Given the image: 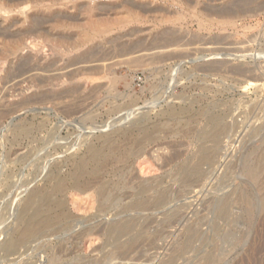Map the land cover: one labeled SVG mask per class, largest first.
Here are the masks:
<instances>
[{"label":"rangeland","instance_id":"1","mask_svg":"<svg viewBox=\"0 0 264 264\" xmlns=\"http://www.w3.org/2000/svg\"><path fill=\"white\" fill-rule=\"evenodd\" d=\"M8 1L0 0V264H264V0ZM165 37L178 46L125 54ZM215 115L229 130L193 185L183 168L212 145L201 134ZM111 140L130 151L105 178L118 203L79 206L68 193L65 218L6 251L20 219L91 146ZM130 187L132 200L123 197ZM91 230L100 233L82 238ZM120 245L128 258L116 256Z\"/></svg>","mask_w":264,"mask_h":264},{"label":"bare ground","instance_id":"2","mask_svg":"<svg viewBox=\"0 0 264 264\" xmlns=\"http://www.w3.org/2000/svg\"><path fill=\"white\" fill-rule=\"evenodd\" d=\"M122 1L124 2V0H122ZM3 2H4V0H3ZM244 2H247V1H244ZM90 10H92V9H90ZM21 11H22V9H21ZM178 32H180V31H178ZM163 35H164V33H163ZM168 35H169V33H168ZM175 35H177V34H175ZM177 40H175L173 38L165 37V38H162V41H156L154 44H151L148 47H144L143 49L142 48L140 49L138 47L136 48V46L134 47V44H133V48H130V47L126 48V49L124 48L125 49L124 51H125V54H127V55L128 54L131 55V54H134L137 52L141 53L142 51H151V50L163 51V50L168 49L172 46L174 47V45L178 46V44H176ZM131 47H132V45H131ZM158 53H160V52H158ZM171 56H173V55H171ZM155 60H156V58H155ZM141 61H142V59L139 60V62H141ZM139 62H137V63L139 64ZM222 66H224V65H222ZM256 80H254V81H256ZM168 115H169L168 117L174 119L176 117H179L180 112H176L173 109H169ZM142 122H144V121H142ZM209 124L211 126H213V129L204 130L201 134V139H203L207 143H209V142L212 143V145L207 146V147H205V146L203 147V150L201 152L202 156H201L198 164H194V165L189 164V165H186L184 168L182 167L183 168L182 173H184L185 179H186V177H188L189 174H191L192 176L195 177V180L193 181V185L197 184V180H200L199 178L202 177L199 166L202 163L214 164V162H216V155H217V150H218L217 148L219 145L220 137L223 135L224 132L229 130L228 126L226 127L225 125H223L221 123V117L216 116V115L210 119ZM220 125H222L223 127H221ZM141 128L142 127H141V123H140L139 125H136L134 127L133 131L134 130H140ZM142 132H144V131H142ZM144 133H146V132H144ZM117 135H119V134H117ZM132 137H133V135H132ZM145 139H150V138L148 136H145L143 138V140H145ZM117 140L113 141V142L111 140V142H108L107 144H105L103 146V148H92V146H91L90 155L86 158L80 159V161L77 163V168H76L75 173L69 178H63V179L59 180L51 192H46L44 204H42L40 207H38V209L35 211L34 214H32L31 216H28V217L23 216L20 219L18 227L15 228V230L12 232L13 233L12 237L5 243V250L6 251H14L20 244L24 243L26 240L36 236L40 232H43V230L48 229L49 227L58 223L61 219L65 218L66 217V212H65L66 208H65V200L63 199V197H65L68 193H73L72 194L73 199H74L73 201H74V203H76L79 206H81V205L92 206V205H95L97 203L99 205L100 209H102V208L106 209V206L109 205L110 203H118L117 202V196L112 193L113 186L117 185V184L114 183L112 180L107 181V180H105V178L108 177L109 174H112V172L119 170V168L121 167V166L119 167V165H121L122 163H124V164L128 163L127 161H128L130 151H127V149H122V147H119L118 145H116L117 142H119ZM141 145H142V142L139 140V146H141ZM136 150H137V148H136ZM140 150L141 149H138V151H140ZM148 169L149 168L140 165V169H139L140 174H142L143 176H146L148 173H150V171ZM181 176H182V174H181ZM148 181L147 182L143 181L144 183H146V186H149V185H147V183H150V180H148ZM193 185L190 184V186H193ZM183 188H185V186H183ZM138 189H139V187H138ZM135 190L136 189H134V187H130L128 189L127 193L125 195H123V197L124 198H131V200H132V198L136 197V194H137V193H135ZM192 190H194V189H192ZM157 192H158V190H157ZM159 192H160V190H159ZM52 193L59 196L58 200H57V198L53 199L51 197V195L53 196ZM139 193H141V192H139ZM39 194H40V191H38L37 189H34L29 195V200H32V199L38 197ZM161 194H162V192H161ZM137 196H138V194H137ZM143 196H145V195H143ZM162 197L166 198L168 196L164 195ZM168 199H166V200L168 201ZM171 199H172V197H171ZM120 200H122V198H120L119 201ZM133 200L135 201V198ZM147 201H149V202H147ZM147 201H145V203L142 202L144 205L142 207H149L150 204H152L149 199ZM158 202H160V200H158ZM133 204H135V203H133ZM161 204H162V202H161ZM163 204H162V206H163ZM135 207H137V206H135ZM137 209H138V207H137ZM104 212H106V211H104ZM117 225H119V224H117ZM123 229L124 228H122V230ZM86 231H87V229H86ZM112 231H113V229H112ZM114 231H115V229H114ZM97 233H100V232L99 231L96 232L95 230H91L88 233L85 232L84 234H82V238L94 237ZM124 249H125V246L120 245L119 248H117V250H116V253H118V255H116L115 252H114V255L119 256V258L121 257L122 259H123V257L128 258L129 255L126 251H124Z\"/></svg>","mask_w":264,"mask_h":264}]
</instances>
